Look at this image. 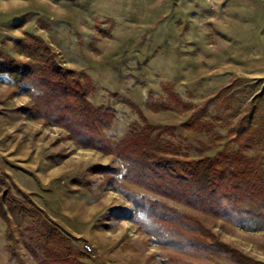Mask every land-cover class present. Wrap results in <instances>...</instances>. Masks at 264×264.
Instances as JSON below:
<instances>
[{
	"label": "rangeland",
	"instance_id": "374dc122",
	"mask_svg": "<svg viewBox=\"0 0 264 264\" xmlns=\"http://www.w3.org/2000/svg\"><path fill=\"white\" fill-rule=\"evenodd\" d=\"M28 33L39 40L26 37ZM20 39L34 46L43 41L62 65L90 77V100L114 111L112 125L105 129L111 141L148 122L161 126L153 136L173 153L197 158L224 147L236 151L241 144L230 130L257 104L256 130L240 148L264 162V0H0V55L20 61L46 56L40 51L27 57ZM219 92L203 117L208 130L181 126L194 108ZM31 102L14 77L0 71V202L8 192L0 205V264H41L46 235L56 232L46 222L61 228L59 221L76 216L66 212L82 211L74 206L78 198L101 194L116 206L108 209L118 219L116 226L126 227L111 252L100 256L101 264H162L169 255L204 264H264V231L244 230L126 181L116 155L82 147L65 128L42 118H26L20 108ZM169 125L177 129H164ZM101 165L118 167L117 178L136 195L200 216L221 241L252 261L199 250L178 254L156 246L150 235L121 217L131 203L103 186L102 175L94 170ZM56 170L61 172L54 174ZM38 171L46 182L36 178ZM5 214L16 241L8 238ZM68 237L80 255L99 256L98 246L90 243L93 251L88 253L85 242Z\"/></svg>",
	"mask_w": 264,
	"mask_h": 264
},
{
	"label": "trees",
	"instance_id": "16d2710c",
	"mask_svg": "<svg viewBox=\"0 0 264 264\" xmlns=\"http://www.w3.org/2000/svg\"><path fill=\"white\" fill-rule=\"evenodd\" d=\"M26 37L39 40L29 33ZM42 42L38 41L37 46L25 39L17 42L23 46L22 51L27 57L44 51L46 56L42 55L40 61H20L8 54L0 55V71L9 72L16 85L22 86L32 100L31 105L20 108L26 118H42L49 125L65 128L69 138L80 146L116 155L124 166L121 176L130 183L199 212L222 218L244 230L264 231V162L259 156H250L240 148L256 130L257 104L240 115L230 130L234 140L241 144L236 151L224 147L213 156L197 158L173 153L153 136L161 126L148 122L140 131L132 129L119 141L113 142L105 132L112 125L113 109L96 106L89 98L94 88L90 77L62 65ZM219 96L220 92L194 108L181 126L197 131L208 130L209 125L203 117ZM132 105L139 110L137 105ZM166 128L176 130L177 125ZM94 170L102 175L106 189L120 192L131 203L121 217L134 222L141 231L150 235L156 246L178 254L199 250L213 255L227 253L243 263L252 261L248 255L221 241L204 225L200 216L133 193L117 178L118 167L101 165ZM1 195L0 205L4 204L8 192ZM4 216L9 225L8 238L16 241L11 218L8 214ZM46 226L56 232L46 235L41 264H85L79 260L81 255L68 236L48 222ZM161 263L204 264L178 255H169Z\"/></svg>",
	"mask_w": 264,
	"mask_h": 264
},
{
	"label": "crops",
	"instance_id": "0c3cea01",
	"mask_svg": "<svg viewBox=\"0 0 264 264\" xmlns=\"http://www.w3.org/2000/svg\"><path fill=\"white\" fill-rule=\"evenodd\" d=\"M61 171H54V174H58ZM36 178L40 181V182H46V179H41L40 177V172H36ZM67 174V173H66ZM80 180V179H79ZM100 180L98 187L101 184L102 179H98ZM94 182H92L93 184ZM90 184V187H92ZM75 192H78L79 189H72ZM71 191V190H68ZM109 199L108 197L105 198L103 196V194L98 195L93 197L91 200L90 199H85V198H78V200L76 201V207H79L80 209H82V211L79 210H69V212H66L65 215H69L73 216L74 214L76 215L75 218H68L67 221L62 222L59 221L60 230H62V232L66 231V233L68 234V236L72 237L74 240H76V242H87V243H91L93 245L98 246L100 254L99 256L95 257V256H91V257H86L81 255V257H79V259L85 263L88 264H94V262L96 264H101V258L100 256H105L106 254H109L111 252V248L112 246L115 244L116 241H118L119 237L121 236L122 232H125V228L124 226L120 227L116 226V222L118 221V219H116L115 215H110L108 209L112 208V207H116L115 205H109ZM127 203V202H126ZM126 203H120L118 206L122 207L124 206V204ZM105 214V218L103 219V221H100V215ZM76 224H75V223ZM119 228H122L121 230H119ZM119 231V232H118ZM104 246H101L103 245ZM80 245V244H79ZM82 246V245H80ZM106 247V248H105ZM81 248V247H78ZM105 248V251L102 249ZM107 252V253H106ZM102 264H106V263H102Z\"/></svg>",
	"mask_w": 264,
	"mask_h": 264
},
{
	"label": "built area",
	"instance_id": "2783aa9c",
	"mask_svg": "<svg viewBox=\"0 0 264 264\" xmlns=\"http://www.w3.org/2000/svg\"><path fill=\"white\" fill-rule=\"evenodd\" d=\"M83 249H84L86 252H88V253H91V252L93 251V247H92V245H91L90 243H87V242H85V243L83 244Z\"/></svg>",
	"mask_w": 264,
	"mask_h": 264
}]
</instances>
